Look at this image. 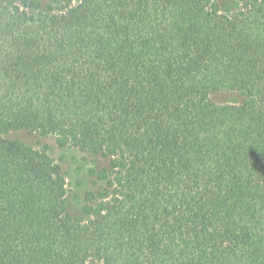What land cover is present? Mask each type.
Segmentation results:
<instances>
[{
  "label": "trees",
  "instance_id": "obj_1",
  "mask_svg": "<svg viewBox=\"0 0 264 264\" xmlns=\"http://www.w3.org/2000/svg\"><path fill=\"white\" fill-rule=\"evenodd\" d=\"M0 264H264V0H0Z\"/></svg>",
  "mask_w": 264,
  "mask_h": 264
},
{
  "label": "rangeland",
  "instance_id": "obj_2",
  "mask_svg": "<svg viewBox=\"0 0 264 264\" xmlns=\"http://www.w3.org/2000/svg\"><path fill=\"white\" fill-rule=\"evenodd\" d=\"M46 2L48 0H40ZM222 7L229 5L233 0H212ZM211 99L216 103L239 101L238 93L218 91L211 94ZM8 139L17 140L25 146L46 150L58 163L65 177V204L71 217L81 214L82 197L85 191L95 187L96 180L93 173L101 161L95 160L90 155L79 151L75 147L59 145L54 135H43L25 129L8 131Z\"/></svg>",
  "mask_w": 264,
  "mask_h": 264
}]
</instances>
